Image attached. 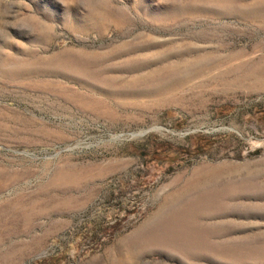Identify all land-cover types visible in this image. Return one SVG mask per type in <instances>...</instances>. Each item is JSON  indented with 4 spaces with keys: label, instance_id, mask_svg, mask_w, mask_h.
I'll return each instance as SVG.
<instances>
[{
    "label": "rangeland",
    "instance_id": "1",
    "mask_svg": "<svg viewBox=\"0 0 264 264\" xmlns=\"http://www.w3.org/2000/svg\"><path fill=\"white\" fill-rule=\"evenodd\" d=\"M0 264H264V0H0Z\"/></svg>",
    "mask_w": 264,
    "mask_h": 264
},
{
    "label": "trees",
    "instance_id": "2",
    "mask_svg": "<svg viewBox=\"0 0 264 264\" xmlns=\"http://www.w3.org/2000/svg\"><path fill=\"white\" fill-rule=\"evenodd\" d=\"M214 144L213 140H208V139H201L199 140V145H197V151L199 153H203L207 149L211 148V146ZM161 148H163V152L159 153V151H155L154 155H160L162 157H167L170 155H177V153H180V149L174 148L170 145H163ZM159 153V154H158ZM183 153V152H181Z\"/></svg>",
    "mask_w": 264,
    "mask_h": 264
},
{
    "label": "bare ground",
    "instance_id": "3",
    "mask_svg": "<svg viewBox=\"0 0 264 264\" xmlns=\"http://www.w3.org/2000/svg\"><path fill=\"white\" fill-rule=\"evenodd\" d=\"M158 129V131H162L163 129L162 128H157Z\"/></svg>",
    "mask_w": 264,
    "mask_h": 264
}]
</instances>
